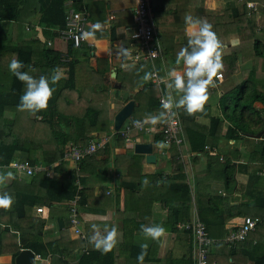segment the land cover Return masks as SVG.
Wrapping results in <instances>:
<instances>
[{
    "label": "crops",
    "instance_id": "1",
    "mask_svg": "<svg viewBox=\"0 0 264 264\" xmlns=\"http://www.w3.org/2000/svg\"><path fill=\"white\" fill-rule=\"evenodd\" d=\"M68 1L70 0L65 2L66 10ZM72 1L70 7L75 10L85 11L88 15L90 14L84 2L80 9H76L74 5L78 3L79 0ZM93 1L95 6L93 8L91 7V9H93L95 18L91 19L89 15V22L86 25L87 31L85 29V32L94 31L92 26L96 23H100L102 28L101 30H95L94 36L86 39V41L82 43V45H85L84 51L87 53L83 57H85L84 60H87L94 68H101L104 70L103 73H101V79H96V83H92V85L95 83V86H92L89 92L90 95H93V99L101 93H107L108 95L111 93L107 101L112 125L114 115L127 102H124L122 98L124 99L126 95L133 96L136 93L142 95L151 87H156L159 91V102V98L163 97L166 91L165 83L160 82V78H166V74L174 68L177 71L183 70V64L181 63V65L177 66L170 52L173 51L177 53L180 50L177 46L179 44L181 45V42L184 40L183 32H185L187 36L186 33L192 30L191 24H186L185 28H183L185 18L190 16L194 19L207 21L212 25L213 29L215 27L213 23V14H217L218 16L224 15L225 11L229 8L227 3L224 4L221 0H202L203 8L206 11L201 9L196 13L197 16L193 17L194 12L197 10L194 8L196 0H159L155 4L157 6V16H155L151 9L150 0H147L152 16V23L154 25L153 41L159 52L155 58L149 60L141 57L136 58L134 54L136 49L141 45L139 40L131 38V34L135 28L133 19L135 0ZM237 1L241 2V0ZM248 2L254 3L252 7L247 6L250 8V12H257V23H259V25L256 29V37L261 42L260 46L264 47V42L261 39L262 37H260L263 36L264 38V15L259 14L260 8L264 7V3L263 5L258 4L256 0ZM103 3L107 5L106 9ZM182 9H185L184 11L187 12L186 17L180 16ZM262 10L264 14V9ZM242 24L245 25L243 22ZM61 29L62 28H56V36L48 40V42H50L49 46H52V48L59 52V56L61 53L67 51V43L64 42L59 35ZM236 31L235 33H227L226 31L217 33V37L222 46V55L226 56L222 57L224 64L222 79L217 81V86L215 88H210V98L205 106V112L195 114L193 123L189 120L186 121L188 126L195 125L201 131L208 133L211 116L220 117L222 120L221 128H217L218 133H216L215 136L208 133L209 135L207 136L206 143L208 148L204 146L205 150L192 152L188 148L189 145L185 134L184 123L179 117L180 136L182 141L180 144L171 142L176 145L177 152L179 153L176 159L180 160L183 165L184 177L186 183H188L190 192V206L185 210V215L188 216V218L179 221L177 227L181 223L192 222V220L198 216L197 199L199 195L204 196L202 201H204L206 195L213 194L214 197H217L215 198L217 206L225 211V215L220 217V219L228 228H232L241 222L243 216L239 215V212L243 211L251 214L257 212L258 214L261 213L259 205L261 204V199L264 200V173L259 167V160L262 155L261 147L264 145V141H262L263 138L260 137L262 133L260 132L261 134L258 133L259 135L256 134L254 136L234 134L232 137H226L225 132L228 122L227 119L223 118L221 112L224 94L244 80L249 82L250 79L251 83L253 82L249 90L258 87L264 92V82L261 81L264 79V76L255 80L254 72L253 77L247 74V69H249L247 65V54L255 52V50H253L254 40L253 42L251 41V38L247 34V29L241 28V31L237 29ZM11 35L15 36L14 34ZM23 36L27 38L25 33ZM161 36L163 39H161ZM120 48L129 49L130 56L125 58L122 55H118ZM249 55L253 58L252 54ZM255 55L258 56V60L260 61L262 57L258 54ZM242 61H244V64ZM132 67H137L139 69L140 74L137 87L132 91H116V88H119L120 84H122L118 75L121 72L123 74L130 73L133 70ZM149 72L154 74L153 79L144 82L142 78L145 73ZM65 73H67V70ZM172 94L174 97L178 98L177 93L173 92ZM89 97L90 96L87 98ZM254 105L257 108L264 109V104L259 101H256ZM115 108L118 109L116 110ZM160 111H162V109ZM160 111H158V113ZM174 111H176L179 116L178 109H174ZM261 112L263 113H261L260 116L264 117V111ZM254 114L251 116H254ZM146 117H143L141 120H144ZM252 123L255 122L253 117H250V124ZM147 126L150 132L141 134L142 130H138L139 128L134 129V135L142 136V138L137 141H132L134 139L130 134V141L125 142L124 145H118L114 142L112 132L109 134H98L94 132V136L107 137V144L109 147L105 149L107 146L105 144L104 147L99 150L100 152L97 155L99 162L93 164V166L91 159L85 158L88 155L83 157L85 159L81 158L84 160V169L78 166L81 159L77 163H74L71 158L64 156L65 163L63 171H67L73 168V165H76V171L82 173L81 175L88 172L91 173L87 176L84 175L86 177V184L83 186L89 189L88 199L90 204H85L83 207L79 208L80 229L85 235V239H83L84 246L78 250L74 249V251H71L73 244L66 240L64 245L67 250L65 253L60 252L59 245L62 242H60V240L59 242L57 241L60 236V231L64 230L62 224L64 221L61 217L64 216V218H68V206L66 207V204L67 202L69 203V201H63L62 203L52 202V206L50 207L44 203L41 205H34V207L31 208V216L34 219H38V222H40L41 232L39 238L43 242L49 243L48 245L53 242V245L48 247L49 252L46 257L41 256L37 259L34 257V262L32 264L36 262L37 264H77L79 256L83 252L95 249L93 245L89 243L88 239L93 234L91 229L93 223L98 224L101 230H103L105 224H107L109 228L112 226L118 228L120 237L119 243L115 247L116 264H137L134 259L129 257V251L125 247L128 245L129 239L126 238L122 246L121 234L123 228H125L127 232L130 230L133 231V242L138 245L144 243L148 245L146 259H144L145 261H143V264H192L190 258V256L194 257L193 248L191 252V244L193 243L192 232H188L179 227L175 229L166 221L167 216L171 215L176 217L177 212L174 203L179 198V194H182V187L180 185H166L167 179L165 178L170 176L173 172L169 151L171 145L166 144V147H159L158 145L160 143L154 142V136L160 134V130H158L156 126L150 124H147ZM135 142L152 144V152L155 154L156 160L154 163H148L146 162L145 155H143L145 161L142 164L141 172L143 174L147 173L154 175L149 178H143V181H148L147 185L144 183L139 184L137 188H131L128 194L125 195L124 188L120 184V179L124 171L122 165L130 158L132 152L135 153L133 150V144ZM103 149H105V151ZM230 163L233 164L229 170L232 178L228 179V181L231 182L230 185L227 186V181H225L227 176H224L223 171L225 167L223 165H228L229 167ZM102 166L108 168V170H103L104 175L100 178V176L93 173V170L94 167ZM41 171L43 170L36 171L31 175H27L24 172L15 173L19 176L26 175L29 177ZM155 173H158V175ZM107 182L110 183L108 187L104 185ZM6 185H8V183L1 185L0 195L5 193ZM105 187L106 189L104 190ZM218 198L221 201H218ZM40 206L43 207V211L37 212L36 208ZM17 218L18 214L15 211L10 213L8 228L9 234H12V237L4 236L7 244L6 248H9L13 240L15 241L14 236L18 244L21 241L22 233ZM64 220L66 221V219ZM155 224L162 225L165 228V233L157 240H152L150 238L146 239L141 234V225L152 226ZM68 236L70 239H81L72 232L71 227H68ZM212 238L222 237L214 236ZM254 240L253 243L255 245L256 239ZM257 244L253 252L241 250L237 254L234 262L232 261V257L227 258V252L225 250H221L216 254L211 264H254L253 259L264 254V240ZM55 245H57L59 249ZM216 245L217 244L211 246L210 254L216 250ZM21 249L31 248L22 247L20 250ZM32 251L35 255L37 254L34 250ZM245 256L249 257L245 258ZM0 264H15V257L10 251L0 252Z\"/></svg>",
    "mask_w": 264,
    "mask_h": 264
},
{
    "label": "trees",
    "instance_id": "2",
    "mask_svg": "<svg viewBox=\"0 0 264 264\" xmlns=\"http://www.w3.org/2000/svg\"><path fill=\"white\" fill-rule=\"evenodd\" d=\"M66 1L67 0H0V174L11 171L15 177L7 181L8 185L5 186V192L13 197L11 209L5 211L0 208V252L10 251L14 257L22 247L31 248L37 254H40V256L46 257L49 252L48 247L53 245V242L48 245L49 243L47 244L39 238L41 232L40 222H38V219H34L31 216V208L34 207V205L36 206L44 203L50 207L52 206V202L62 203L63 201H69L77 193V185L75 184L76 179H78L82 185V188L78 190V203L80 208L85 204H90L88 199L89 189L83 187L86 184V177L81 175L82 173H79V171H76V165H73V168L67 171H63L65 163L64 154L73 146H88L93 137H98L97 135H93L94 132L98 134H109L110 126L112 125L107 101L109 95L107 93H101L95 99H93V95H90L89 89L95 86L96 79H101L100 76L104 70L101 68L96 69L91 66L87 60H84L85 57L83 56L87 54L84 51L85 45L80 44V46L76 47L71 43H67L66 55L59 56V52L48 44V40L53 39L57 34L55 29L63 28L64 26ZM157 1L159 0H150L151 9L155 16H157V6L155 5ZM248 1L253 0H241V3L237 1V5L231 4V7L227 10L231 12L230 16L235 20V28L238 31H241V28L247 29V34L251 38V41L253 42L254 40L253 49L255 53L264 57V47L260 46L261 42L256 37V29L258 27L257 12H250V8L247 7L246 4ZM83 2L90 13L91 19L95 18L93 9H91V7L93 8L95 6L93 0H79L78 3H75V8L80 9ZM103 6L106 9L107 5L105 3H103ZM194 8L197 10L194 12L193 17H196L198 11L201 9L204 10L202 0H196ZM262 9H264V7L260 8V15H264ZM184 10L185 9L181 10L180 16L182 17H186L187 12ZM20 12H22V15L27 16L33 14L32 16H28V18L30 20L34 18V20L26 23L25 28L27 29L24 28L23 31L25 34L26 32H31V36H27V38H24V33L20 28L18 31L17 29L14 31L15 36H9V33H7V23L16 22L20 18L19 16H21ZM213 15L215 16L217 14ZM219 17L220 16H215L213 20L215 27L212 30L214 32L218 29V24L222 23L219 21ZM240 20L242 22L245 21L243 22L245 25H243ZM183 25V28H185L186 22ZM38 26L40 27L39 30H37ZM183 38L184 40L181 42V45L179 44L177 46L179 49L187 44L185 32H183ZM161 39H163L162 36ZM260 47H263V49ZM170 53L172 58L176 59L177 53L173 51ZM12 59H19L24 64V67L20 69V71L28 72L36 78L41 75L50 77L54 69L63 73L59 83L53 85L56 90L49 101L46 111L42 110L35 115H31L26 111L18 110L17 105L20 102V96L25 90V85L9 71L8 65ZM132 69L130 73L125 74L118 71L120 73L118 77L122 84H120L119 88H116V91H132L137 87L140 74L139 69L137 67H132ZM66 70L67 73H65ZM261 81L264 82V79ZM93 82L95 83L92 85ZM250 83V79L249 82L244 80L224 94L221 112L223 118L227 119L228 122L225 135L226 137H232L234 134L254 136L262 132L260 137L263 138L262 141H264V117L260 116L261 113H263L261 111H264V109L257 108L254 105L256 101L264 104V92L258 87L249 90L253 82ZM88 96L90 97L87 98ZM158 97L159 91L156 87H151L142 95H138V93L133 96L126 95L123 101L126 102L129 99H133L135 105L131 116L123 122L117 131L113 130L112 132L116 144L124 145L126 142V137H123L119 132L122 127L129 125L131 128L130 135L134 129H138L135 127L134 121H138L137 119L141 120L143 117L149 115L158 114V111L161 110ZM230 107H232L231 110ZM252 110L255 112L254 117L251 116L250 113V111L253 113ZM178 111L179 116H177L180 117L184 123L189 150L192 152L205 150L204 146L207 143V136L209 134L215 136V134L218 133L217 128H221L222 120L220 117L211 116L208 134L201 131L195 125L188 126L186 124L187 120L193 123L194 115H187L183 109H178ZM7 112L10 113V115H6ZM250 117H253L255 123L250 124ZM138 130H142L141 134L150 132V129L146 130L145 127H140ZM163 137L162 133L155 135L154 142H164ZM105 144L107 145L105 149H107L109 146L107 142ZM168 145H171L169 151L173 172L170 176L165 178L167 179L166 185H180L182 187V194H179V198L174 203L177 212L176 217L171 215L167 216L166 221L175 229L179 227L188 232H192L191 229H186L181 226L184 223L179 224L177 227L179 221L188 218V216L185 215V210L190 206V192L188 183H186L184 177L183 165L180 160L176 159L179 154L176 145L174 143ZM101 148L89 154V157H85L91 159L92 166L99 162L97 155ZM105 149L103 150L105 151ZM261 154L259 167L264 173V145L261 147ZM143 155L144 154L132 152L130 158L122 165L124 171L120 179V184L124 188L125 195L128 194L131 188H137V185L142 184L144 177L149 178L154 175L147 173L143 174L141 172L142 164L145 161ZM13 159L28 161L32 167L42 166L48 169L29 177L26 175L19 176L11 169L4 167ZM83 159L79 161L78 166L84 169ZM223 166L225 167L223 171L224 176H227L225 181H227L226 184L229 186L231 181H228V179L232 178L229 170L233 164L230 163L229 167L228 165ZM155 174L158 175V173ZM203 197V195H199L197 199V217L204 224L205 230L210 237H224L235 226L228 228L220 219V217L225 215V211L217 206L215 202V198L217 197H214L213 194L206 195L204 201H202ZM218 201L221 200L218 198ZM260 203V214H258V212L251 214L242 211L239 212V215L243 217L249 215L251 217L261 218L264 212V200L261 199ZM68 205L69 203L67 202L66 207ZM13 211L18 214L17 219L22 237L18 244L13 234L15 241L13 240L9 248H6L7 244L4 236L12 237V234H9L8 224L10 213ZM61 218L64 221V223H62L64 230L60 231V236L57 241L59 242L60 240V242H62L59 245L60 252H66L67 249L64 245L66 240L73 244L71 251L82 248L84 246L83 239H70L68 236L69 217L64 218V216H62ZM64 219H66V221ZM121 235L122 246L125 239H129V243L125 247L129 251V257L134 259L138 264L137 257L141 252V247L132 241L134 235L133 231L130 230L127 232L125 228H123ZM248 237L249 238L245 241L237 243L234 247L224 242L217 243L215 247L216 250L213 252L214 254L209 253L208 255V264L212 263L216 254L221 250H225L227 252V258L232 257L233 262L241 250L253 252L254 248L258 245L257 243L264 240V221L259 222L256 230L251 232ZM254 239H256L255 245L253 243ZM192 244L191 252L193 248ZM55 246L58 248L57 245ZM246 257L249 256H245V258ZM115 258V248L106 254H102L96 249H91L87 252H83L79 256L77 264H116ZM190 258L193 264V256H190ZM144 259H146V256H144ZM144 259L143 261H145ZM253 262L254 264H264V254L254 258Z\"/></svg>",
    "mask_w": 264,
    "mask_h": 264
},
{
    "label": "clouds",
    "instance_id": "3",
    "mask_svg": "<svg viewBox=\"0 0 264 264\" xmlns=\"http://www.w3.org/2000/svg\"><path fill=\"white\" fill-rule=\"evenodd\" d=\"M185 22L192 25V30L186 33L187 44L180 48L175 59L177 66L183 64V70L177 71L174 68L166 74V78H160V82L165 83L166 88L165 95L161 98L162 111L157 115H149L143 122L134 121V124L138 127H142L143 124L155 126L156 124L168 123L177 115L174 109H183L189 116L204 113L205 106L210 98V88H215L217 81L222 79L224 68L222 46L217 34L212 30V25L207 21L194 19L190 16L185 18ZM92 27L94 31L101 30L102 25L96 23ZM94 31L83 33L82 38L93 37ZM118 55L127 58L130 56V50L120 48ZM23 67L24 64L19 59H12L8 65L9 71L25 85V90L17 105L18 110L26 111L31 115H35L42 110L46 111L56 90L53 85L59 83L63 73L54 69L50 77L41 75L36 78L28 72L20 71ZM153 75L150 72L145 73L142 79L144 82H148L153 79ZM173 92L177 93L178 98L173 96ZM158 146L163 148L167 145L166 142H161ZM14 178L11 171L0 174V185H5L7 181ZM143 183L147 185L148 181L144 180ZM12 204L13 197L7 192L0 195V208L8 211L11 209ZM91 229L93 234L88 238L89 243L102 254L112 251L119 243L120 233L116 226L109 228L105 224L103 230H101L98 224L93 223ZM164 233L165 228L162 225H141V234L146 239L157 240ZM140 247L141 252L138 254L137 260L138 264H143L148 245L144 243Z\"/></svg>",
    "mask_w": 264,
    "mask_h": 264
},
{
    "label": "built area",
    "instance_id": "4",
    "mask_svg": "<svg viewBox=\"0 0 264 264\" xmlns=\"http://www.w3.org/2000/svg\"><path fill=\"white\" fill-rule=\"evenodd\" d=\"M71 2L73 1L70 0L67 2L65 23L63 28L60 30L59 35L64 42L71 43L73 46L77 47L86 41V39L82 38V34L85 33L86 25L89 22V15L85 11L75 10L74 8L70 7ZM246 4L249 7L254 6L253 2H247ZM151 18L152 16L150 14L148 1L135 0L133 15L135 28L131 34V38L137 39L141 43L139 48L136 49V52L134 53L136 58L141 57L152 60V58H155L159 53L153 41L154 25ZM48 44H50V42H48ZM153 53H155V55H153ZM61 55H66V53L63 52ZM161 98L162 97L159 98L160 103ZM138 121L143 122V120ZM146 125L147 124H143L142 127H145L146 130H148ZM155 126L158 128V130H160L159 132L163 133L164 142H166V144H170L171 142H175L176 144L181 143L182 138L180 136V121L177 115L173 117L168 123L156 124ZM135 127L140 128L137 125H135ZM130 129V126L127 125L119 131L123 137H126V142L130 141ZM107 141V137H95L91 139L88 146H73L69 151H66L64 155L71 158L74 163H77L84 156L89 155L97 149L103 147ZM205 148H208V146L205 145ZM4 167L11 169L13 172H24L27 175H31L36 171L47 170V168L42 166L32 167L28 161L18 159L11 160ZM76 184L77 193L72 199L69 200L68 205L69 227H71L72 232L76 236L80 237L81 239H85L84 232L80 229V206L78 203V190L81 189V185L78 179L76 180ZM36 210L37 212H42L43 207H37ZM262 221H264V212L261 218L251 217L249 215L244 216L241 222L235 225V227L232 228L230 232L222 238L210 237L205 230L204 224L197 216L192 220V222H186L181 226L192 230L194 264H207L211 246L219 242H224L225 244L234 247L237 243L245 241L250 233L256 230L259 222ZM40 257L41 256L39 254L35 255L36 259Z\"/></svg>",
    "mask_w": 264,
    "mask_h": 264
},
{
    "label": "rangeland",
    "instance_id": "5",
    "mask_svg": "<svg viewBox=\"0 0 264 264\" xmlns=\"http://www.w3.org/2000/svg\"><path fill=\"white\" fill-rule=\"evenodd\" d=\"M257 2H258V4H262L263 5V3H264V0H256ZM221 2L222 3H224V4H228V7H231V4H236L237 5V1L236 0H221ZM241 3V2H240ZM239 5V4H238ZM20 11H21V9H20ZM21 14V16H19L20 18L16 21V22H14V23H7V26H6V28H7V33H9V36L11 35V34H15L14 33V31H16V29H17V31H18V29L20 28L21 29V31L23 32L24 31V28H25V24L26 23H28L29 21H33L34 20V18L32 19L31 18V20L28 18V16H32L33 14H30V15H22V12H20ZM230 14H231V12L229 11V10H226L225 11V13H224V15H220V17H219V21L220 22H222V23H220V24H218V29L216 30V34L217 33H221V32H223V31H226L227 33H235V32H237L236 31V28H235V24H234V18H232L231 16H230ZM215 16H218V15H215ZM215 16H214V18H215ZM241 21V20H240ZM242 22V21H241ZM243 22H245V21H243ZM258 25H259V23H258ZM40 29V27L38 26L37 27V30H39ZM86 31H87V28H86ZM23 33H25V32H23ZM31 32H26V34H27V36L29 37V36H31V34H30ZM24 35V34H23ZM218 36V35H217ZM252 37V36H251ZM260 37H262L261 39L263 40V42H264V38H263V36H260ZM260 48H262L263 49V47H260ZM254 50V49H253ZM255 53V52H254ZM254 53H249V54H252L253 55V58L249 55V54H247L248 55V66H249V69H247V74H250L252 77H253V72L255 73V80H258V79H260V78H262L263 76H264V57H262L261 58V60L259 61L258 60V56L257 55H255ZM241 56V55H240ZM222 57H223V55H222ZM224 57H226L225 55H224ZM243 62V64H244V61H242ZM253 70V71H252ZM240 80V79H239ZM111 93H109V95H110ZM122 100H123V98H122ZM118 107V106H117ZM223 108V107H222ZM221 108V109H222ZM231 108L232 107H230V110H231ZM116 110L118 109V108H115ZM253 111V110H252ZM250 113H251V115H253L255 112L253 111V113L250 111ZM6 115H10V113H6ZM254 116H255V114H254ZM253 116V117H254ZM124 127H122V129H123ZM110 132H113V125H111L110 126V131H109V133ZM135 133H134V131H132L131 132V136H133V139H134V141H137V140H140L141 138H142V136H139V135H134ZM103 170H108V168H104V166H102V167H94V172L93 173H95V174H97V176H100V178L104 175V171ZM91 173L90 172H88V173H84V175H90ZM110 183H106V184H104L106 187H108V186H110L109 185ZM106 187L104 188V190L106 189ZM34 264H37V262L36 263H34Z\"/></svg>",
    "mask_w": 264,
    "mask_h": 264
},
{
    "label": "water",
    "instance_id": "6",
    "mask_svg": "<svg viewBox=\"0 0 264 264\" xmlns=\"http://www.w3.org/2000/svg\"><path fill=\"white\" fill-rule=\"evenodd\" d=\"M134 106L133 100H128L114 115L113 129L117 131L125 120L131 116ZM262 133V132H261ZM259 133V134H261ZM258 134V135H259ZM133 150L137 154H144L146 162L154 163L156 160L155 154L152 152V144L146 142H135ZM35 254L31 249H21L15 256V264H32L34 262Z\"/></svg>",
    "mask_w": 264,
    "mask_h": 264
}]
</instances>
